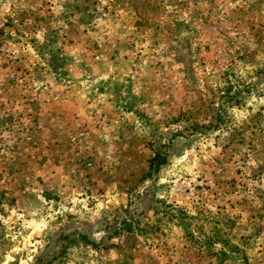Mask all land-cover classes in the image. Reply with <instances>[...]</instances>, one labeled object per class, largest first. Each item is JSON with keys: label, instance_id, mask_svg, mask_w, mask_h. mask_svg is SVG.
<instances>
[{"label": "rangeland", "instance_id": "374dc122", "mask_svg": "<svg viewBox=\"0 0 264 264\" xmlns=\"http://www.w3.org/2000/svg\"><path fill=\"white\" fill-rule=\"evenodd\" d=\"M0 264H264V0H0Z\"/></svg>", "mask_w": 264, "mask_h": 264}, {"label": "trees", "instance_id": "16d2710c", "mask_svg": "<svg viewBox=\"0 0 264 264\" xmlns=\"http://www.w3.org/2000/svg\"><path fill=\"white\" fill-rule=\"evenodd\" d=\"M159 158H158V156L156 157H154L152 160H150V165H149V167H150V169H152V168H158L160 165H162L164 162V160L162 159V160H158Z\"/></svg>", "mask_w": 264, "mask_h": 264}]
</instances>
